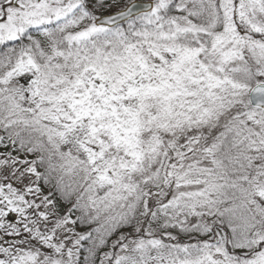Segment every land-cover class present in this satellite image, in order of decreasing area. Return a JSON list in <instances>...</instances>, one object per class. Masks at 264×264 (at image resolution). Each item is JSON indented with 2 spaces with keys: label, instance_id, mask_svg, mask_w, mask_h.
<instances>
[{
  "label": "snow or ice",
  "instance_id": "obj_1",
  "mask_svg": "<svg viewBox=\"0 0 264 264\" xmlns=\"http://www.w3.org/2000/svg\"><path fill=\"white\" fill-rule=\"evenodd\" d=\"M0 264H264V0H0Z\"/></svg>",
  "mask_w": 264,
  "mask_h": 264
},
{
  "label": "trees",
  "instance_id": "obj_2",
  "mask_svg": "<svg viewBox=\"0 0 264 264\" xmlns=\"http://www.w3.org/2000/svg\"><path fill=\"white\" fill-rule=\"evenodd\" d=\"M42 187H43V185H42ZM49 190H48V188H44V192H45V194H47V192H48ZM73 201H74V197H73ZM71 205L70 204H67V203H61V211L62 212H64V211H66L67 210V208H69ZM75 215H79V213H76ZM78 230H80V231H86V230H88L87 228H85V227H81V228H79Z\"/></svg>",
  "mask_w": 264,
  "mask_h": 264
},
{
  "label": "rangeland",
  "instance_id": "obj_3",
  "mask_svg": "<svg viewBox=\"0 0 264 264\" xmlns=\"http://www.w3.org/2000/svg\"><path fill=\"white\" fill-rule=\"evenodd\" d=\"M113 11H115V9H113ZM30 198H31V197H30ZM62 213H63V212H62ZM10 219H13V221L16 219L15 216H14V214H11V215H10Z\"/></svg>",
  "mask_w": 264,
  "mask_h": 264
}]
</instances>
